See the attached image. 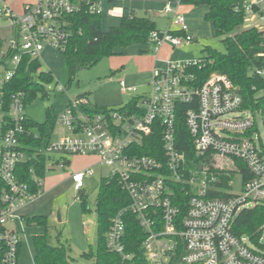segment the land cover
Segmentation results:
<instances>
[{
  "label": "built area",
  "instance_id": "2783aa9c",
  "mask_svg": "<svg viewBox=\"0 0 264 264\" xmlns=\"http://www.w3.org/2000/svg\"><path fill=\"white\" fill-rule=\"evenodd\" d=\"M1 1L0 18L6 23L0 25V264H19L25 239L22 209L42 193L44 177L37 175V165L44 155L48 167L53 152L61 155L49 166L59 169L65 167L66 158L95 156L97 164L110 169L107 176L116 177L129 195L130 204L111 218L106 233L108 250L123 260L133 258L124 243V215L129 211L147 234L142 247L151 264H171L174 258L177 264H264L263 237L255 244L233 232L242 209L264 204V141L257 121L262 114L243 108L232 80L215 72L197 86L189 69L198 59H168L154 67L150 90L136 95L140 100L131 108H123V103L94 113L84 109L88 101L70 97L55 114V128L63 126L68 133L55 139L51 135L42 148L26 113L29 91L11 90L18 70L38 60L39 74L41 70L50 73L42 69V52L66 50L73 15L82 10L102 14L105 3L132 0H36L25 4L22 11L8 0ZM237 10L259 22L264 32V0H242ZM163 12L170 15V26L162 33L152 32L156 54L166 44L173 48L194 39L179 8L166 2ZM254 71L264 76V67ZM39 82L37 92L43 96L68 89L59 81L53 85L52 78ZM120 85L123 92H137L124 80ZM180 104L190 105L185 124L199 158L195 161H188L177 146L175 123ZM160 130L163 159L140 153L143 138ZM212 157L238 161L246 168L240 170V193L231 189L229 198L208 196L217 189L220 176L234 173L208 159ZM30 161L34 165L28 169ZM93 174L91 166L73 171L74 189L82 191L86 178ZM229 185L233 188V179ZM180 190L189 196L184 216L182 201L176 197Z\"/></svg>",
  "mask_w": 264,
  "mask_h": 264
},
{
  "label": "trees",
  "instance_id": "16d2710c",
  "mask_svg": "<svg viewBox=\"0 0 264 264\" xmlns=\"http://www.w3.org/2000/svg\"><path fill=\"white\" fill-rule=\"evenodd\" d=\"M85 2V0H73ZM181 4L206 5L208 10L205 19L212 22L216 34L225 36L223 42L226 50L219 51L207 46L205 50L208 55L199 58L198 64L189 69L193 75V82L197 86H202L211 74L217 72L227 75L238 88L243 99V108L259 111L264 122V76L255 73L256 68L264 67V32L258 27L240 28L245 23V13L237 10L242 0H180ZM72 34L66 50L63 52L69 73V82L82 68L93 67L104 57L120 53L123 48L133 44L152 45V32L158 29L155 21L147 16H138L133 8L124 6L121 14L120 24L104 29L102 26V14L89 13L85 10L73 15L70 18ZM140 52H146L141 49ZM41 63L34 60L28 67L24 63L18 70L13 80L12 91L25 90L28 92L29 102L35 98L40 90V78L51 80V73L41 70ZM86 100L85 94L77 96ZM140 96L132 97L123 108H131L139 102ZM190 107L187 104H180L176 118V141L178 148L186 154L188 161L199 159L194 149L193 139L190 136L185 124V112ZM108 106L91 104L87 102L84 107L87 111L98 113L107 111ZM32 125L38 126L41 135L39 145L45 147L49 137L55 129V114L52 108L47 110V120L43 123L32 121ZM264 124V123H263ZM163 134L160 131L154 132L143 138L140 153L155 156L159 159L164 157ZM29 142L32 140L29 138ZM71 164V160L66 158L65 167ZM33 161L26 164V168H31ZM64 167V168H65ZM46 157L40 156L36 173L38 176H45ZM234 174H224L217 182V189L211 190L209 197L229 198L232 196L229 185ZM28 179L31 173H28ZM181 200V215L186 212L187 196L181 191L176 194ZM175 201L178 203V199ZM84 211L88 210L85 199L81 198ZM130 204V197L121 187L118 179L113 176H103L99 184V191L96 199L97 211V243L95 250L90 248L83 252L82 256L93 260L92 264H151L142 247L143 240L147 234L139 225L134 214L127 211L125 218L124 243L128 252L133 254L131 260H123L120 255L112 253L106 245V233L109 229L111 218L120 210L125 209ZM180 204V203H179ZM180 206V205H179ZM28 223L36 222L47 227L46 216H34L27 219ZM235 235L246 236L255 244H258L264 232V204H256L250 208L242 209L236 216L233 223ZM35 246L34 264H83L76 262L70 254V247L59 244L51 245L46 233L37 234L33 237ZM181 253V251H180ZM171 264H177L174 258Z\"/></svg>",
  "mask_w": 264,
  "mask_h": 264
},
{
  "label": "rangeland",
  "instance_id": "374dc122",
  "mask_svg": "<svg viewBox=\"0 0 264 264\" xmlns=\"http://www.w3.org/2000/svg\"><path fill=\"white\" fill-rule=\"evenodd\" d=\"M15 1H17L16 5L20 6L22 0ZM166 2L172 3L184 13L187 25L190 23V18H192V22L194 21L196 24L193 25L194 28H188V32L195 38L191 42L173 48L168 46L169 44L164 45L160 52L161 58L175 60H178L181 56L193 57L191 59L203 58L208 55L205 50L207 46L222 52L226 50L223 42L225 36L217 35L213 23L205 19L206 5L181 4L180 0L114 1L104 4L102 26L104 29H108L111 26L119 25L121 5H124L136 7L139 16L151 17L156 21L158 28L166 30L170 24V15L163 12ZM2 5L3 2L0 0V8H2ZM17 6H15V9L19 11L20 7ZM5 23V20L0 18V25ZM253 26L262 30L260 23L253 22L250 18H246L240 30ZM141 49L146 50V52H140ZM119 52L116 55L104 57L93 67L80 69L72 78V81L69 82L70 78L63 52L52 48L45 49L42 52V69L50 71L53 85L59 81L68 89L66 88L64 92L58 94L51 91L47 96L37 92L35 98L26 107L29 118L34 122L43 123L47 120V110L49 108H52L54 114H56L61 105L69 102L70 97L75 98L80 94H85L86 101L91 104L118 107V105L127 103L140 92H148L152 75L148 76L146 71L155 58V48L152 45L133 44L121 49ZM186 58L183 60H186ZM120 80H124L127 86L137 87L139 92L124 93L121 90ZM257 116L260 136L264 141L262 117L260 114ZM30 128L34 134L41 135L38 126L31 124ZM54 131H56L55 134ZM54 131L51 134L54 139L68 133L63 126L56 127ZM60 155L59 152L51 153L47 166L51 165L52 160L59 158ZM69 159L71 164L63 169L50 170L47 167L43 178L42 193L35 201L28 203L22 209V214L26 216L23 221L25 239L21 247L19 264H34L35 246L33 237L43 233H46L51 245L55 246L62 243L70 247V254L76 262L93 263V260L84 258L82 254L90 248L94 250L96 248L98 235L96 199L101 178L109 175L110 169L97 164L95 156L78 155ZM208 159L213 160L216 165L222 164L227 169L234 171L232 190L235 194L240 193L243 179L240 170L246 171V168L238 161H219L216 157ZM87 166L92 167L94 174L86 178L83 190L78 192L74 189L70 174ZM77 195L86 200L87 211L83 210L82 199L77 198ZM34 216H46L47 227L36 222L28 223L27 219ZM262 237L264 243V232Z\"/></svg>",
  "mask_w": 264,
  "mask_h": 264
},
{
  "label": "crops",
  "instance_id": "0c3cea01",
  "mask_svg": "<svg viewBox=\"0 0 264 264\" xmlns=\"http://www.w3.org/2000/svg\"><path fill=\"white\" fill-rule=\"evenodd\" d=\"M11 3H12V5H13V7L15 8V6H17L16 5V2L17 1H15V0H9ZM34 2H36V0H27V1H25V0H22L21 2H20V6H17V7H20L19 8V11H22V9H23V7H24V5L25 4H27V3H34ZM15 5V6H14ZM121 9L123 10V7H124V5H121ZM127 7H130V8H133L134 10H135V13H136V15H138L139 16V14L137 13V11H136V7H133V6H127ZM16 10V9H15ZM122 10H121V14H122ZM205 10L207 11L208 10V8L205 6ZM180 11V10H179ZM205 11V12H206ZM181 12V11H180ZM183 15H184V13L183 12H181ZM149 18H151V17H149ZM152 19V18H151ZM170 19V18H169ZM153 21H155L154 19H152ZM188 22H189V20H188ZM155 23H156V21H155ZM187 23V22H186ZM196 23L193 21L192 22V18H190V23H188V28H194L193 27V25H195ZM157 26V25H156ZM169 26H170V24H169ZM158 28V27H157ZM169 28V27H168ZM158 29H160V28H158ZM190 34V33H189ZM193 36V35H192ZM193 38H195L194 36H193ZM169 46V45H168ZM161 50H162V48H161ZM161 50H160V52H161ZM160 52H158L157 54H155L154 56H155V58L153 59V62H152V65L150 66V68H148L147 69V71H146V73L148 74V76H150V75H152L153 76V70H154V67L156 66V65H163V63L166 61V60H168V59H172V58H161L160 57ZM186 57H184V56H181L178 60H183V59H185ZM191 58H193V57H190V58H186V60H188V59H191ZM121 81V80H120ZM126 85H127V83H126ZM128 86H130V85H128ZM132 86V85H131ZM137 88V87H136ZM137 92H139V90H138V88H137ZM125 93V92H124ZM142 93H146V91H142V92H140L139 94H142ZM138 94V95H139ZM135 97V96H134Z\"/></svg>",
  "mask_w": 264,
  "mask_h": 264
},
{
  "label": "water",
  "instance_id": "95a60500",
  "mask_svg": "<svg viewBox=\"0 0 264 264\" xmlns=\"http://www.w3.org/2000/svg\"><path fill=\"white\" fill-rule=\"evenodd\" d=\"M48 169H50V170H58L59 168L56 167V166H48Z\"/></svg>",
  "mask_w": 264,
  "mask_h": 264
},
{
  "label": "bare ground",
  "instance_id": "6f19581e",
  "mask_svg": "<svg viewBox=\"0 0 264 264\" xmlns=\"http://www.w3.org/2000/svg\"><path fill=\"white\" fill-rule=\"evenodd\" d=\"M228 161H231V160H228ZM232 162H235V161H232ZM219 166H223V168H226V166L222 165V164H219Z\"/></svg>",
  "mask_w": 264,
  "mask_h": 264
}]
</instances>
